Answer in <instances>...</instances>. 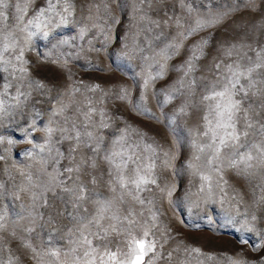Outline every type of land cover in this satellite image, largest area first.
<instances>
[{"label": "rangeland", "instance_id": "obj_1", "mask_svg": "<svg viewBox=\"0 0 264 264\" xmlns=\"http://www.w3.org/2000/svg\"><path fill=\"white\" fill-rule=\"evenodd\" d=\"M73 2L75 10L64 23L56 26L57 19L44 29L47 37L39 29H30L34 35L25 49L29 78L45 88L26 89L32 91L28 103L0 116V156L4 157L0 215L8 225V231L0 233L5 237L0 240V264H35L21 254L8 233L28 224L18 213L27 216L32 210L30 196L20 191L27 184L21 173L46 179L41 157L48 155L47 149L40 153L34 145L44 143L49 109L59 102L84 107L89 101L106 114L109 127L100 131L107 146L124 135L132 145H139L130 150L155 164L156 184L140 194L144 203L132 204L134 214L129 219L121 210V221L110 222L117 232L109 231L103 241L109 249L130 252L134 242L142 239L154 245L144 264H264V164L254 160L246 177L237 176L226 162L222 173L214 172L200 103L203 78H211L214 58H223L222 45H264V0H163L162 4L153 0L151 8L143 6L151 18H163L167 12L178 16L183 26L177 28L170 20L148 34L143 31L146 21L141 20L139 0ZM105 3L110 5L109 13ZM43 4L44 0H36L35 6ZM224 13L220 23L192 31L198 20ZM160 32L159 40L149 43L145 38ZM19 35L27 38L25 33ZM194 51L199 59L192 61L194 68L185 75ZM149 77L153 78L145 88ZM7 81H11L9 72H0V90ZM255 122L247 138L251 143L264 140L260 130L264 115L256 116ZM67 146L57 145L61 150ZM56 203L62 207L59 200ZM61 224L70 226V221L62 219ZM52 227L48 226L49 232Z\"/></svg>", "mask_w": 264, "mask_h": 264}, {"label": "snow or ice", "instance_id": "obj_2", "mask_svg": "<svg viewBox=\"0 0 264 264\" xmlns=\"http://www.w3.org/2000/svg\"><path fill=\"white\" fill-rule=\"evenodd\" d=\"M156 2L162 4L163 0ZM152 3L153 0H139L141 20L146 21L143 28L145 34L153 33L154 29L162 25L167 26L170 20L177 28L183 26L178 16L170 17L167 12L163 18H151L143 6L147 4L151 8ZM35 5L36 0H16L15 3L12 0H0V72H9L11 77V81L3 83L0 90V116L21 109L28 103L32 91L26 89L45 88L42 82L29 78L25 49L34 35L30 29H39L47 37L48 32L44 29L57 19L59 22L56 26L64 23L75 10L73 0H44L43 6ZM10 8L14 12H9ZM104 10L109 13L110 5L105 3ZM226 15L224 13L213 19L198 20L192 31L214 26ZM20 33H25L27 38L21 37ZM162 35L163 32H160L154 37L146 35L145 38L151 43L152 39L159 40ZM221 52L223 58H214L209 69L211 78H203V94L200 97L205 109L203 120L207 130L204 135L210 138V143L206 145L212 154L209 163L213 165L214 172L222 173L226 162V167L234 170L237 176L246 177L251 174L249 170L254 167V160L258 159L264 164V140L251 143L247 139L249 130L256 126L255 117L264 115V45H222ZM195 59H199V56L194 51L187 62L185 75L193 70L192 61ZM152 78L144 81L145 88ZM195 83L191 81V84ZM98 87L96 85L90 90ZM40 94L44 93L41 91ZM49 111L51 116L48 126L43 129L44 143L34 145L40 153L47 149L48 155L41 157L46 166L43 172L46 179H42L39 174L33 179L31 173H21L27 184L20 191L30 196L32 210L27 216L18 213L20 219H28V224L19 226L18 231L14 228L8 234L21 254L35 261V264H144L148 251L154 248L153 244H146L142 239L136 240L130 252L121 254L109 249L103 241L109 231L117 232L116 225L110 222L121 221V210L128 214L124 219H129L134 214L132 204L144 203L140 194L150 190L148 185L156 184L152 178L154 162L146 163V159L150 158L130 150L139 148V145H132L124 135L111 141L110 147L107 146L100 131L109 127L105 122L106 114L93 107L91 101L84 107L59 102ZM260 130L264 133V123L260 124ZM64 144L68 145L64 150L57 147ZM3 159L0 156V160ZM49 166L51 172L48 171ZM57 200L62 207L57 205ZM62 219L69 220L70 226L61 224ZM4 221L5 216L0 215V233L8 231ZM49 225L53 226L50 232ZM45 233L46 236L42 235ZM4 239L0 235V240ZM194 251L198 252L199 249ZM232 264L239 262L232 261Z\"/></svg>", "mask_w": 264, "mask_h": 264}]
</instances>
